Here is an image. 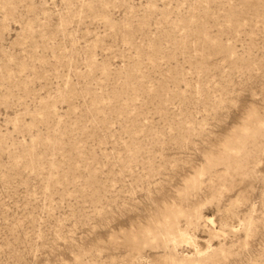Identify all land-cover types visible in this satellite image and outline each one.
Instances as JSON below:
<instances>
[{
  "label": "rangeland",
  "instance_id": "1",
  "mask_svg": "<svg viewBox=\"0 0 264 264\" xmlns=\"http://www.w3.org/2000/svg\"><path fill=\"white\" fill-rule=\"evenodd\" d=\"M0 264H264V0H0Z\"/></svg>",
  "mask_w": 264,
  "mask_h": 264
}]
</instances>
